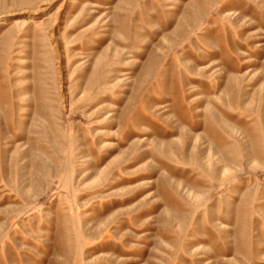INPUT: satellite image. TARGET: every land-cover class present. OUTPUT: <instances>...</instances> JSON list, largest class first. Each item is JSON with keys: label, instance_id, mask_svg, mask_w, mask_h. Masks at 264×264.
Instances as JSON below:
<instances>
[{"label": "rangeland", "instance_id": "rangeland-1", "mask_svg": "<svg viewBox=\"0 0 264 264\" xmlns=\"http://www.w3.org/2000/svg\"><path fill=\"white\" fill-rule=\"evenodd\" d=\"M0 264H264V0H0Z\"/></svg>", "mask_w": 264, "mask_h": 264}]
</instances>
